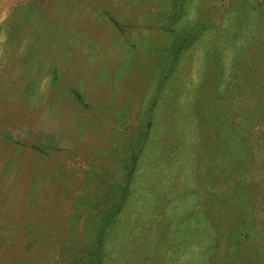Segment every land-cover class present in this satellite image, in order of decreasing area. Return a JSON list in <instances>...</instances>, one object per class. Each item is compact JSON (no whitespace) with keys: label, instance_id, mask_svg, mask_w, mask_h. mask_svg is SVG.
Returning a JSON list of instances; mask_svg holds the SVG:
<instances>
[{"label":"rangeland","instance_id":"obj_1","mask_svg":"<svg viewBox=\"0 0 264 264\" xmlns=\"http://www.w3.org/2000/svg\"><path fill=\"white\" fill-rule=\"evenodd\" d=\"M0 264H264V0H0Z\"/></svg>","mask_w":264,"mask_h":264}]
</instances>
